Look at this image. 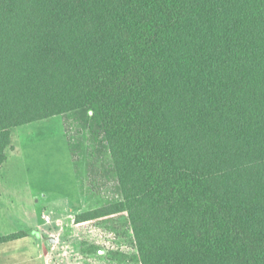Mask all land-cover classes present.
Instances as JSON below:
<instances>
[{"label": "trees", "instance_id": "1", "mask_svg": "<svg viewBox=\"0 0 264 264\" xmlns=\"http://www.w3.org/2000/svg\"><path fill=\"white\" fill-rule=\"evenodd\" d=\"M76 111L121 196L77 223L125 215L138 264H264V0H0V168Z\"/></svg>", "mask_w": 264, "mask_h": 264}, {"label": "rangeland", "instance_id": "2", "mask_svg": "<svg viewBox=\"0 0 264 264\" xmlns=\"http://www.w3.org/2000/svg\"><path fill=\"white\" fill-rule=\"evenodd\" d=\"M76 111L11 130L0 168V264H138L125 215L76 222L121 200L105 146ZM39 235L54 237L43 243Z\"/></svg>", "mask_w": 264, "mask_h": 264}, {"label": "water", "instance_id": "3", "mask_svg": "<svg viewBox=\"0 0 264 264\" xmlns=\"http://www.w3.org/2000/svg\"><path fill=\"white\" fill-rule=\"evenodd\" d=\"M39 238L41 239V241L43 243H49V244H56V239L54 237H48V236H45V235H39Z\"/></svg>", "mask_w": 264, "mask_h": 264}, {"label": "crops", "instance_id": "4", "mask_svg": "<svg viewBox=\"0 0 264 264\" xmlns=\"http://www.w3.org/2000/svg\"><path fill=\"white\" fill-rule=\"evenodd\" d=\"M15 241V240H14ZM12 242V241H11ZM9 243V242H8Z\"/></svg>", "mask_w": 264, "mask_h": 264}]
</instances>
